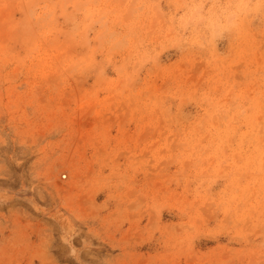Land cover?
Instances as JSON below:
<instances>
[{"label":"rangeland","instance_id":"obj_1","mask_svg":"<svg viewBox=\"0 0 264 264\" xmlns=\"http://www.w3.org/2000/svg\"><path fill=\"white\" fill-rule=\"evenodd\" d=\"M0 264H264V0H0Z\"/></svg>","mask_w":264,"mask_h":264}]
</instances>
